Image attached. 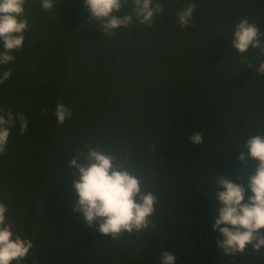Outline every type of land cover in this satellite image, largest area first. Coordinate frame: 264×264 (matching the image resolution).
I'll list each match as a JSON object with an SVG mask.
<instances>
[{
    "label": "trees",
    "instance_id": "obj_1",
    "mask_svg": "<svg viewBox=\"0 0 264 264\" xmlns=\"http://www.w3.org/2000/svg\"><path fill=\"white\" fill-rule=\"evenodd\" d=\"M60 2L46 11L26 0L23 46L0 66V74L12 68L0 109L28 118L23 132L16 121L0 154L6 222L34 245L22 264H160L162 251L176 264H264V249L251 245L225 255L211 228L217 174L244 186V202L251 195L247 178L258 162L237 157L248 137L264 135V75L254 70L264 56L238 54L230 41L240 19L264 33V0H160L163 14L150 27L133 23L108 36L83 0ZM188 3L196 9L182 28L176 15ZM58 103L71 111L62 125ZM195 132L200 145L189 141ZM86 145L144 178L157 198L154 227L114 239L72 211L78 176L67 161Z\"/></svg>",
    "mask_w": 264,
    "mask_h": 264
},
{
    "label": "clouds",
    "instance_id": "obj_2",
    "mask_svg": "<svg viewBox=\"0 0 264 264\" xmlns=\"http://www.w3.org/2000/svg\"><path fill=\"white\" fill-rule=\"evenodd\" d=\"M62 2V0H61ZM60 2V3H61ZM26 0H0V66L11 65L15 56L11 53L19 50L25 40V31L29 24L25 16ZM88 11V20L98 24V29L106 36L113 35L117 27L127 28L133 23L150 27L163 14L160 0H83ZM57 0H40V6L46 11H57ZM128 11L120 18L113 15L121 8ZM196 9L194 3H188L176 15L180 27L191 24ZM23 17L18 19V17ZM134 20V22H133ZM264 35L255 23L240 19L234 25L231 48L238 54L246 53L250 48L258 50V57L264 56ZM252 69L253 65L248 64ZM258 75H264V60H258L255 69ZM12 76V68L0 74V84ZM47 111V109H42ZM57 124L71 117V111L63 103L55 107ZM27 119L22 114L15 116L11 111L0 109V154L4 153L10 130L19 121L21 131L26 130ZM193 145H200L204 137L195 132L189 137ZM86 150H77L67 161L74 169L78 179L73 180L72 188L77 199L72 208L74 213L82 215L84 222L91 226L97 222V231L118 239L121 234L148 230L152 225L150 217L155 211L157 198L151 191L145 190V180L137 173L119 164L114 154L96 147L85 146ZM245 157L257 161L253 175L247 178V191L251 193L245 201V188L236 184L226 174H217L212 180V196L215 202L211 224L222 239L216 246L225 255L244 253L246 245L253 252L264 249V135L248 137L237 159L245 163ZM7 207L0 202V264H22L33 242L20 233L13 231L10 221L6 222ZM160 264H176L175 254L162 251Z\"/></svg>",
    "mask_w": 264,
    "mask_h": 264
}]
</instances>
